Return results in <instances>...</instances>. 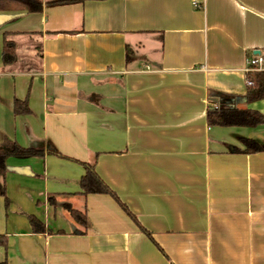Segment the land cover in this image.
<instances>
[{
	"label": "crops",
	"instance_id": "0c3cea01",
	"mask_svg": "<svg viewBox=\"0 0 264 264\" xmlns=\"http://www.w3.org/2000/svg\"><path fill=\"white\" fill-rule=\"evenodd\" d=\"M41 1L0 11V150L42 152L6 159L0 263L264 264V125L206 122L220 101L264 115L244 100L246 59L264 71V0ZM242 139L263 151L233 152ZM81 163L151 239L111 196L81 195Z\"/></svg>",
	"mask_w": 264,
	"mask_h": 264
},
{
	"label": "trees",
	"instance_id": "16d2710c",
	"mask_svg": "<svg viewBox=\"0 0 264 264\" xmlns=\"http://www.w3.org/2000/svg\"><path fill=\"white\" fill-rule=\"evenodd\" d=\"M87 1H104V0H59V3H84ZM15 7L25 10L27 13H39L42 9L41 0H0V11ZM126 60L130 59V50H126ZM14 43L4 39L1 51V62L3 65H8L13 62ZM247 90L244 96L246 103H252L259 100H264V71L245 73ZM13 111L16 115H23L29 113L25 101L14 102ZM206 122L208 127H243L253 128L264 125V115L250 109H237L225 106L222 101L209 104L206 112ZM242 149L234 148L233 152L251 154L263 151L258 142L252 139H242L240 141ZM37 157L42 156V152L33 148H23L14 144L10 149L0 150V195L5 198V205L8 204V199L5 197L4 177L6 173V159L8 157ZM84 168V173L79 180V188L81 195L86 196L90 194H105L111 196L121 209L137 224L139 229L151 239V235L139 225L136 217L128 210L117 195L99 178L94 169L86 163H81ZM65 209L68 211L73 221L82 229L87 226V218L85 212H81L71 208L66 204ZM32 231L35 233L44 232L45 227L34 216L28 218ZM80 233L77 231L75 233ZM0 246L6 248V241L0 237ZM0 264H7L6 261Z\"/></svg>",
	"mask_w": 264,
	"mask_h": 264
},
{
	"label": "built area",
	"instance_id": "2783aa9c",
	"mask_svg": "<svg viewBox=\"0 0 264 264\" xmlns=\"http://www.w3.org/2000/svg\"><path fill=\"white\" fill-rule=\"evenodd\" d=\"M261 62H262V58L259 56L247 58L245 61V73L261 71L260 70Z\"/></svg>",
	"mask_w": 264,
	"mask_h": 264
}]
</instances>
